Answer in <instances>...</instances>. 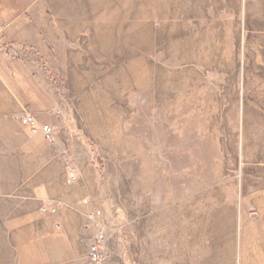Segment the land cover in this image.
<instances>
[{
    "label": "rangeland",
    "instance_id": "obj_1",
    "mask_svg": "<svg viewBox=\"0 0 264 264\" xmlns=\"http://www.w3.org/2000/svg\"><path fill=\"white\" fill-rule=\"evenodd\" d=\"M7 1L56 141L0 114V264H264V0Z\"/></svg>",
    "mask_w": 264,
    "mask_h": 264
},
{
    "label": "crops",
    "instance_id": "obj_2",
    "mask_svg": "<svg viewBox=\"0 0 264 264\" xmlns=\"http://www.w3.org/2000/svg\"><path fill=\"white\" fill-rule=\"evenodd\" d=\"M6 1L2 0L0 4V42L34 46L38 40V32L31 20L32 15L26 14V11L22 13L21 9L9 7ZM0 62V98L4 102V107H0V114L9 113L19 119L23 107L28 105L29 111L40 122L54 123L56 117L52 114L54 109L52 96L47 91L37 90L38 74L35 67L31 63L20 61L15 63L19 68L15 71L11 61L2 54Z\"/></svg>",
    "mask_w": 264,
    "mask_h": 264
},
{
    "label": "built area",
    "instance_id": "obj_3",
    "mask_svg": "<svg viewBox=\"0 0 264 264\" xmlns=\"http://www.w3.org/2000/svg\"><path fill=\"white\" fill-rule=\"evenodd\" d=\"M20 121L23 125L29 128V130L35 134H42L44 138L53 143L56 141L55 127L50 123H42L38 118L28 110H24L20 115ZM78 180V169L76 165L70 163L67 166V183L72 184ZM44 212L56 213L57 208L51 206H44ZM96 214H100V211H96L92 214L91 218H95ZM88 264H108L107 254L105 251V238L102 231L99 235L91 242L88 251Z\"/></svg>",
    "mask_w": 264,
    "mask_h": 264
},
{
    "label": "bare ground",
    "instance_id": "obj_4",
    "mask_svg": "<svg viewBox=\"0 0 264 264\" xmlns=\"http://www.w3.org/2000/svg\"><path fill=\"white\" fill-rule=\"evenodd\" d=\"M137 34V33H136ZM138 39H140V35H139V38ZM134 71V70H133Z\"/></svg>",
    "mask_w": 264,
    "mask_h": 264
}]
</instances>
